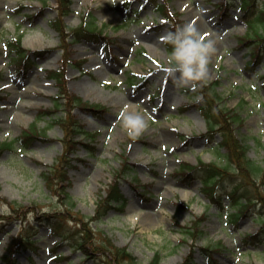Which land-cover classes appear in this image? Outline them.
Here are the masks:
<instances>
[{
  "label": "rangeland",
  "instance_id": "1",
  "mask_svg": "<svg viewBox=\"0 0 264 264\" xmlns=\"http://www.w3.org/2000/svg\"><path fill=\"white\" fill-rule=\"evenodd\" d=\"M57 1L0 0V140L8 141L35 123L46 133V139H36L29 149H6L0 153V217L10 202L25 211L47 209L56 202L58 207L86 216L90 224L98 199L106 193L126 157L133 169L120 181L126 205L90 224L92 244L105 237L117 247H126L140 264L148 263L156 252L161 254L160 264H182L193 240L183 238L181 225L191 224L197 215L203 217L204 233L193 245L194 264H213L198 248L217 244L219 249L212 252L218 258L215 264H264V244L244 243L243 238L257 232L264 220L253 215L233 223L228 213L235 212V208H229L228 213L222 211L218 203L209 202L201 190L200 178H183L178 173L183 161L223 164L226 150L217 147L220 133L212 139L205 136L207 126L197 107L183 111V106L190 104L182 93L183 86L158 75L166 74L171 62V52L162 37L173 29L193 24L202 36L215 39L217 50L208 66L207 79L220 81L217 89L224 110L234 108L243 119L231 125L234 133L249 145L248 156L262 162L264 66L248 68L249 49L240 40L247 30L240 18L242 11L234 7L219 18V12L211 5L224 0H159L167 5L163 12L166 21L163 14L150 7L138 21L125 18L126 8L121 3L125 0H115L114 4L112 0H71L72 11L65 17L69 26H77L82 13L91 9L95 21L103 25L112 40L106 46L104 41L72 45L73 56L82 63L67 66L69 91L105 108L96 115L92 109L71 105L72 114L88 137H75L81 141L71 148L67 178L60 176L49 187L43 172L62 154L61 139L66 134L62 125L51 123L56 113L40 118L45 108H55L53 96L57 92L44 69L62 64L59 33L50 25ZM133 4L141 9L143 2L137 0ZM192 14L201 16L208 31L197 27V18H191ZM18 36H22L24 47L41 52L24 79L17 75L12 54L6 48L7 41ZM136 73L143 75L137 84L131 81ZM170 86L175 101L165 107L163 98ZM24 105L29 107L23 108ZM126 111L142 114L149 125L136 140L121 127V114ZM57 114L65 116L66 112L60 107ZM223 199L228 205L227 197ZM159 209L163 213L157 215ZM23 213L27 214L22 211L20 215ZM20 215L17 219L0 220V264H4L9 242L18 234V223L23 222ZM29 215L32 217L33 212ZM150 215L157 217V222H151ZM34 238L33 247L13 253L14 264H112L110 253L95 254L91 244L88 256L70 243L56 246L60 237L48 234L45 226Z\"/></svg>",
  "mask_w": 264,
  "mask_h": 264
},
{
  "label": "trees",
  "instance_id": "2",
  "mask_svg": "<svg viewBox=\"0 0 264 264\" xmlns=\"http://www.w3.org/2000/svg\"><path fill=\"white\" fill-rule=\"evenodd\" d=\"M232 1L234 2V0H228V3ZM238 1H240V6L243 11H246L245 20L250 28L249 32L241 38V45L249 49L250 63H253L264 54V0ZM60 4V17L56 21V26L61 35L62 49L65 50L64 62H74V60L70 59L67 51L68 45L70 44V42H68L70 36H72L73 41H79L82 39L96 41L101 37V32L95 29L97 26L94 24L93 20L88 19L87 16L89 15L87 14L83 16L80 25L68 28L69 30L66 32V27L64 25L59 26V19L69 12V3L67 0H60ZM255 4L256 7L254 8ZM225 6H229V4L226 3ZM250 8L255 10L251 13ZM260 28L262 31L259 30ZM8 46L15 52L14 61L18 65V70L24 74L32 64L28 49L23 47L20 38L10 40ZM48 75L55 78L56 84L60 88V95L56 98V105L59 106L58 101L61 96L66 99L65 102H60V106L64 104L66 115L64 117L57 115L56 118L53 119V122H59L65 129L66 138L64 137V139H62L64 142V152L59 156L57 161L50 166L48 171L43 173L47 185L51 187L53 181H56L58 177L63 176L64 179L67 178L66 170L71 160V148L74 149L76 143L80 142V140H77L75 137L84 132V127L76 121L75 116L72 114L71 105H74L75 107V104H79L86 107L87 103L82 101L80 97L68 92L64 68L57 70L49 69ZM218 84L219 81H213L211 83L204 81L202 86L198 87L196 92L201 93L204 98L203 102L198 104V106L207 120L208 135L213 137L218 132L221 134L219 145L223 146L226 150V152L222 154L225 156V163H206L203 161H200L198 165H193L188 162L182 163L179 173H181L183 177L192 178V180L195 178H201L203 180L202 191L211 201H217L220 194L223 192H229L227 189L228 187L221 188V186H225L230 175L234 174V177L239 176V179H232L237 181L235 183L236 187L232 188L231 192H229L233 205L238 207V211L234 214L232 213L230 218L232 220H237L240 215L250 214L248 207L250 205H256V203H254L256 201H258L262 207L261 212L258 214V216L262 218L263 215L261 213L264 212V158L263 162H258L248 156L249 145L243 142V140L234 133V130L231 127L232 124L243 119L233 108L224 110V105L221 104L222 97L216 89ZM88 108L98 111V107L96 106H88ZM48 113L51 114L52 112ZM32 128L25 129L17 141L24 144H30L39 136L41 137L42 134L39 133L40 131L37 129L36 125H33ZM68 133L71 134L68 135ZM259 144L261 143L259 142ZM12 146L13 145L9 142L0 141V150ZM131 171L132 168L130 167V164L127 159L124 158V163L120 170L116 171V176L108 185L106 194L98 199L96 213L91 217L90 224L100 221L111 209H123L126 199L120 189L119 178L121 177L120 175H126ZM242 198H245L246 202L242 203L240 201ZM10 209H12V212L16 213V215H20V212L22 211L21 205L19 206L18 204L13 203L10 204ZM50 210L51 211L48 213L43 212L38 215L37 218L47 221L51 226L56 227L57 229L61 226L59 225L60 221H75L74 226H76L77 229H74L71 235L68 236V241L75 244L77 247L85 248V245L91 241L90 234L92 231L89 222H87L89 220L86 219V216H79L68 209L58 207L56 203L50 207ZM202 222L203 217L196 216L191 224L181 225L184 229L185 237L193 240L191 252L183 264H194L195 249L193 244L201 238L204 233L201 228ZM21 227L22 232L20 237L15 239L11 244V247L15 246L16 249L23 247L30 242L31 235L33 234L31 228L33 227L32 225L28 224L27 226H24L21 224ZM263 230L264 226L262 228V231ZM262 231L258 234L251 235L250 238L258 242L264 241ZM104 238L105 237H102L101 241L94 245L95 250L109 252L114 264H140L126 247H117L110 239ZM200 249L212 259V252L215 249H219V244L214 247L206 245L200 247ZM160 260V253H155L151 260L146 264H160ZM6 264H12V262L7 261Z\"/></svg>",
  "mask_w": 264,
  "mask_h": 264
},
{
  "label": "clouds",
  "instance_id": "3",
  "mask_svg": "<svg viewBox=\"0 0 264 264\" xmlns=\"http://www.w3.org/2000/svg\"><path fill=\"white\" fill-rule=\"evenodd\" d=\"M113 4L115 0H112ZM162 40L172 47L171 62L166 74L178 86H190L192 91L207 79L209 64L216 53V40L205 38L193 24H185L175 32H169ZM145 117L138 112L121 114V127L133 140L148 128Z\"/></svg>",
  "mask_w": 264,
  "mask_h": 264
},
{
  "label": "bare ground",
  "instance_id": "4",
  "mask_svg": "<svg viewBox=\"0 0 264 264\" xmlns=\"http://www.w3.org/2000/svg\"><path fill=\"white\" fill-rule=\"evenodd\" d=\"M194 12L195 10L194 9H192L191 10V12ZM196 15H191V18L192 17H195ZM196 18H197V21H198V23H197V27L198 28H202V29H205V30H207V28H206V26H205V23H204V21L202 20V18H201V16L199 15V18L196 16ZM208 31V30H207ZM163 75V77L165 78V79H167V78H170L172 81H173V79L171 78V77H169L167 74H163L162 72H159L158 73V75ZM35 80H38L37 78L35 79ZM40 86H42L43 84H39ZM30 88H32V85H30ZM171 88H172V86H170V87H167V91H166V94H164L165 96H164V100H163V102H164V104H165V107L166 106H169L168 104H169V102H171V101H175V99H174V97H173V95H172V91H171ZM34 89H36V88H34ZM29 106H27V105H24L23 106V108H28ZM133 107L134 108H136V106H134L133 105ZM13 107L11 106V108L10 109H12ZM3 119L2 118H0V121H2ZM157 212V215L158 214H161V213H163L162 212V210L161 209H159L158 211H156ZM149 220L151 221V222H157V217H154V216H151L150 215V218H149Z\"/></svg>",
  "mask_w": 264,
  "mask_h": 264
}]
</instances>
